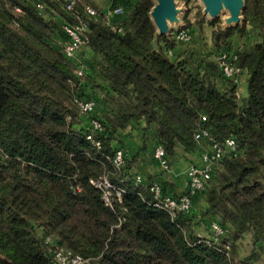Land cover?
<instances>
[{
	"label": "trees",
	"instance_id": "obj_1",
	"mask_svg": "<svg viewBox=\"0 0 264 264\" xmlns=\"http://www.w3.org/2000/svg\"><path fill=\"white\" fill-rule=\"evenodd\" d=\"M244 1L236 26L208 21L211 53L191 65L189 55H174V32L157 33L153 0H74L70 9L69 0H0V264H52L46 236L85 264H262L264 0ZM84 5L98 17H87ZM102 5L123 12L108 21ZM77 16L87 22V40L68 58L62 26ZM240 43L242 98L215 59ZM82 99L94 101L93 112H80ZM140 120L153 129L168 165L178 149L198 151V127L217 142L235 138L238 154L213 169L192 198L193 212L171 217L156 207L150 184L134 182V156L113 165L115 150L124 152L113 144L119 132ZM99 176L122 190L112 206L90 182ZM197 196L205 201L200 209ZM212 221L224 229L217 240ZM245 234L251 248L242 255Z\"/></svg>",
	"mask_w": 264,
	"mask_h": 264
},
{
	"label": "built area",
	"instance_id": "obj_2",
	"mask_svg": "<svg viewBox=\"0 0 264 264\" xmlns=\"http://www.w3.org/2000/svg\"><path fill=\"white\" fill-rule=\"evenodd\" d=\"M73 5L74 0H69L67 8L70 9ZM36 7L41 10L43 8V3L37 1ZM17 10L19 11V9ZM122 12L123 10L120 6L110 7L109 10L104 13V17L106 20L110 21L113 16L120 15ZM83 13L87 17H98L97 10L89 5H84ZM62 28L66 35L65 40L62 42V51L66 57L72 58L74 57L76 51L86 43L88 25L83 18L77 16L73 23L64 24ZM111 29L113 31L116 30L121 32L120 28H117L112 24ZM174 37L176 43L187 42L191 38L188 28L183 27L182 24L174 31ZM242 46V43H240L236 50H222L218 52L215 57L223 77L230 79L233 83L242 72V69L238 65L237 55V50L242 48ZM166 52L169 56L172 54L171 49H168ZM76 74L78 76H82L83 71L81 67L77 68ZM94 106L95 103L92 99H82L78 101V107L82 114L93 112ZM202 119H205L204 115H202ZM89 125L93 130L100 131L101 129L100 123L95 118L89 120ZM193 136L194 140L198 144L200 162L198 164L190 165L187 170L186 191L178 196H172L167 193L163 194L160 183L157 181L149 182L150 190L153 193V198L155 200L154 205L168 212L171 217H174L178 212H193L194 206L192 198L210 181L213 169L219 165L220 161L225 156L238 154L237 142L235 138L231 136L225 138L222 142L214 141L210 136V132L207 127H198ZM86 138L92 141L91 135H87ZM93 143L95 146L99 147L98 141H93ZM202 145H205V148L200 149V146ZM153 156L165 169L169 168L161 146L156 145L154 147ZM112 161L113 165L117 169L120 168L124 161V152L121 149H116ZM90 182L100 190L102 200L106 205L112 206L114 199L120 200L122 190L115 188L105 176H99L96 179H91ZM134 182L137 184L142 183V176L139 174L134 175ZM210 228L212 231V238L214 240L219 239V237L224 233V229H222L215 221L210 223ZM43 243L47 246V254L50 257L52 264H85L87 262V260L81 255L73 253L71 250L63 247L54 241L50 236H46Z\"/></svg>",
	"mask_w": 264,
	"mask_h": 264
},
{
	"label": "crops",
	"instance_id": "obj_3",
	"mask_svg": "<svg viewBox=\"0 0 264 264\" xmlns=\"http://www.w3.org/2000/svg\"><path fill=\"white\" fill-rule=\"evenodd\" d=\"M104 12L109 10L108 5H102ZM208 49L205 53L199 51V48L191 46L189 41L178 42L173 48V53L178 58L189 55V63L196 65L200 57L211 53V38L209 36ZM247 75L242 70L234 82L236 87V95L238 98L247 95ZM145 122H132L126 128L122 129L117 139L113 142L115 146L122 145L124 154L127 159L134 156V163L131 172L142 176L143 183L148 184L149 181H157L163 185L165 193L178 196L186 191L187 187V170L192 164L200 162V153H186L182 149H178L177 156L168 169H165L160 162L154 158L153 150L155 147L154 132L152 128L144 129ZM200 149L205 148V145L200 146ZM197 205V208H196ZM205 206V201L199 196L195 199V208L200 209ZM196 233L199 235H207V231L196 226Z\"/></svg>",
	"mask_w": 264,
	"mask_h": 264
},
{
	"label": "water",
	"instance_id": "obj_4",
	"mask_svg": "<svg viewBox=\"0 0 264 264\" xmlns=\"http://www.w3.org/2000/svg\"><path fill=\"white\" fill-rule=\"evenodd\" d=\"M202 4V12L211 20L226 12L222 18L225 27L236 26L243 17L242 11L245 7L244 0H199ZM153 6L149 16L157 33L168 35L170 26L181 25L180 13L182 6H177L176 0H153Z\"/></svg>",
	"mask_w": 264,
	"mask_h": 264
},
{
	"label": "rangeland",
	"instance_id": "obj_5",
	"mask_svg": "<svg viewBox=\"0 0 264 264\" xmlns=\"http://www.w3.org/2000/svg\"><path fill=\"white\" fill-rule=\"evenodd\" d=\"M103 1V0H100ZM177 6H182L183 10L181 11L179 17L183 27H187L190 32L189 43L196 48H199V51L203 53L206 52L208 47L209 36L213 26L208 23L211 20L207 15H204L202 12V4L199 0H176ZM226 15V12L221 13V15L215 19H218L217 25L224 26L223 17ZM214 20V19H213ZM179 25L170 26V31L174 32ZM180 43V42H179ZM179 154L178 157H180ZM171 164V163H170ZM197 208V205H196ZM251 248V241L248 234L242 238L240 243L241 254H246ZM262 264H264V255L262 257Z\"/></svg>",
	"mask_w": 264,
	"mask_h": 264
}]
</instances>
